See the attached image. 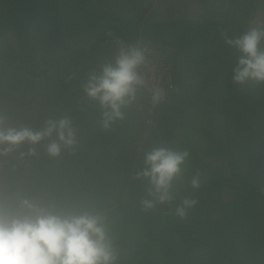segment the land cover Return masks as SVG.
Masks as SVG:
<instances>
[{
  "label": "trees",
  "instance_id": "obj_1",
  "mask_svg": "<svg viewBox=\"0 0 264 264\" xmlns=\"http://www.w3.org/2000/svg\"><path fill=\"white\" fill-rule=\"evenodd\" d=\"M258 16L264 28V0H0L4 126L67 117L76 133L55 158L47 140L35 157L18 158L25 143L0 158L4 202L97 207L119 264H264V82L234 84L240 53L225 43ZM128 46L146 49V63L164 56L172 89L149 114L139 88L105 130L83 88ZM158 147L188 155L171 199L144 209L149 185L137 174ZM185 199L195 204L181 218Z\"/></svg>",
  "mask_w": 264,
  "mask_h": 264
},
{
  "label": "clouds",
  "instance_id": "obj_2",
  "mask_svg": "<svg viewBox=\"0 0 264 264\" xmlns=\"http://www.w3.org/2000/svg\"><path fill=\"white\" fill-rule=\"evenodd\" d=\"M264 28L250 27L239 37L226 40L240 56L232 69L234 84L246 81L264 82ZM146 49L139 46L122 47L114 62L104 65L99 75L90 74L83 91L97 100L101 109V127L109 129L116 120L124 118L122 109L136 100L137 90L145 87V79L138 69L146 63ZM150 102L156 106L164 97L158 86L150 89ZM0 115V158L13 152L17 146L27 143L28 151L18 158L35 157L36 145L47 140L46 154L58 157L63 149H72L76 133L67 117L47 120L40 130L30 127L4 126ZM187 152L165 147L154 148L144 157L145 168L137 174L148 181V196L141 204L151 209L154 203L171 199L174 177L181 171ZM192 188L198 187L193 179ZM195 204L185 199L177 207L181 218L185 209ZM73 209H76L75 211ZM120 253L114 244L111 221L106 212L88 204L56 205L32 199H20L18 203L4 202L0 196V264H119Z\"/></svg>",
  "mask_w": 264,
  "mask_h": 264
},
{
  "label": "built area",
  "instance_id": "obj_3",
  "mask_svg": "<svg viewBox=\"0 0 264 264\" xmlns=\"http://www.w3.org/2000/svg\"><path fill=\"white\" fill-rule=\"evenodd\" d=\"M165 60L164 58H161L159 60L157 59L156 61H149L144 65V79L146 84L145 87H143L142 94H144V100L146 102V105L149 106V114H151L154 109L158 108L163 103L168 93V90L172 89L169 80L170 66L169 64L165 63ZM153 86H158L164 91L163 99L156 106H153L150 102V89Z\"/></svg>",
  "mask_w": 264,
  "mask_h": 264
},
{
  "label": "rangeland",
  "instance_id": "obj_4",
  "mask_svg": "<svg viewBox=\"0 0 264 264\" xmlns=\"http://www.w3.org/2000/svg\"><path fill=\"white\" fill-rule=\"evenodd\" d=\"M154 1H156V0H154ZM188 1H190V0H188ZM154 3H155V2H154ZM159 7H160L159 5H155V6L151 7V8H152L153 10H154V8H155L154 12H156V11H158ZM173 7H174V6H173ZM174 8H176V7H174ZM152 9H151V10H152ZM192 13H193V14H196L197 11L194 10V11H192ZM261 23H262V19H261V17L258 16V17L256 18V21H255L254 23H251V24H250V27H256V26H259V27H260L259 24H261ZM161 58H164V56H160V57L156 58L155 61H156L157 59L159 60V59H161ZM148 62H149V61H148ZM146 110H147V112L149 111V106H147V105H146Z\"/></svg>",
  "mask_w": 264,
  "mask_h": 264
}]
</instances>
